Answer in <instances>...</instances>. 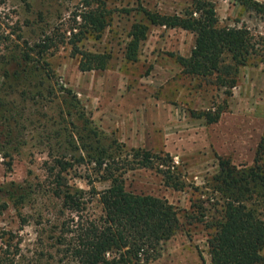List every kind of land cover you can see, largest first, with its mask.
<instances>
[{"label": "trees", "instance_id": "1", "mask_svg": "<svg viewBox=\"0 0 264 264\" xmlns=\"http://www.w3.org/2000/svg\"><path fill=\"white\" fill-rule=\"evenodd\" d=\"M238 1L264 18V2ZM142 12L148 23H133L125 49L128 61L138 59L153 24L194 33L191 54L177 56L182 72L219 87L236 86L240 68L255 62L258 56L264 62V36L258 38L245 25H221L211 0H192L191 5L171 14L145 7ZM111 15L105 0H80L69 17L50 30L44 29V11L39 10L36 19L27 17L25 25L34 27L32 31L38 34L35 39L25 37L21 27L13 30L15 38L13 32L5 33L0 28V153L8 158L11 168L14 153L27 144L45 149L40 148L47 153L44 167L49 185L44 190L49 188L51 196L61 202L62 219L50 226L44 246L55 251L52 257L59 255L58 264H149L160 258L162 244L183 226L179 209L167 198L133 192L125 184L127 172L145 168L159 173L167 187L185 189L184 173L170 153L143 147L128 149L117 139L107 143L98 126L78 107L70 89H63L65 99L57 105L61 110L56 115L44 111L47 105L56 106L58 98L48 57L62 45L69 46L72 56L79 57L82 71L109 67L110 53L86 50L81 43L90 37L100 39ZM223 111L219 107L195 115L212 124L220 120ZM55 117L62 119L44 121ZM218 162L219 169L210 178V185L221 208L218 216L206 223L210 229V264H262L264 131L252 165H237L223 155H218ZM83 166L92 172L81 173ZM71 174L86 177L91 184H108L102 190L92 185L87 191L70 183ZM34 186L42 187L39 182H12L2 189L18 207L36 190L43 191ZM94 200L100 206L99 213L89 212ZM20 215L25 225L28 219ZM186 216L190 223L206 222L204 214L199 217L191 212ZM0 239V264H40L43 260L44 253L38 251L34 262L26 261L20 249L21 238L12 230L2 231ZM49 260L43 264H49Z\"/></svg>", "mask_w": 264, "mask_h": 264}, {"label": "rangeland", "instance_id": "2", "mask_svg": "<svg viewBox=\"0 0 264 264\" xmlns=\"http://www.w3.org/2000/svg\"><path fill=\"white\" fill-rule=\"evenodd\" d=\"M79 1L0 0V28L5 33H14V29L21 27L25 37L35 39L38 34L32 31L34 27L25 25L27 17L36 19L37 12L44 11V29L50 30L68 18ZM105 1L112 10L109 26L100 39L90 37L81 44L86 50L110 53L109 67L82 71L79 57L72 56V49L62 45L48 57L55 73L51 81L58 98L56 106L47 105L44 111L56 115L61 110L57 105L63 104L65 99L63 89H70L77 97L78 107L98 126L107 143L117 139L128 149L143 147L170 153L184 173L186 187L183 190L167 187L162 176L152 169L130 170L125 175L128 190L165 197L180 211L182 229L162 244L160 258L149 264H210V229L206 223L218 216L221 208L210 178L219 169L218 155L230 157L237 165L254 163L264 131V62L258 56L259 62L256 59L240 68L236 86L219 87L210 80L182 72L177 56L191 54L194 33L153 24L140 47L138 59L128 61L125 49L133 23L138 20L148 23L142 7L171 14L182 11L192 0ZM211 1L221 25H245L258 38L264 36V18L252 9L238 0ZM12 37H17V33ZM24 102L32 105L30 101L20 103L26 105ZM219 107L224 111L216 123L208 124L204 117L195 115L201 111H216ZM40 148L27 144L20 152H15L11 168L8 158L0 153V233L4 230L18 233L26 261L34 262L39 251L44 253L40 264L48 259L49 264H58L59 255L55 253L52 257L55 251L45 248L44 244L50 226L62 219L61 202L51 196L49 188L44 190L49 185L44 167L47 153ZM80 171L85 174L92 169L83 166ZM70 176L74 187L87 191L92 185L102 190L108 184L100 181L91 184L86 177ZM12 182L27 185L39 182L42 187L34 188H43V191L36 190L23 205L16 207L2 189ZM2 205H6L5 208ZM99 211L100 206L94 200L89 212ZM191 212L199 217L204 214L206 222H188L186 215ZM20 214L28 219L25 225Z\"/></svg>", "mask_w": 264, "mask_h": 264}]
</instances>
